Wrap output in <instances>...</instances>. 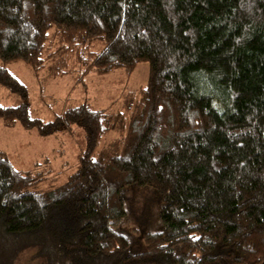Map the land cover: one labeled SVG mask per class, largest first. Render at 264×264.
<instances>
[{
  "label": "trees",
  "instance_id": "trees-1",
  "mask_svg": "<svg viewBox=\"0 0 264 264\" xmlns=\"http://www.w3.org/2000/svg\"><path fill=\"white\" fill-rule=\"evenodd\" d=\"M16 61L149 72L116 117L85 101L45 121ZM0 88L23 99L5 125L86 136L42 190L0 149V264L32 246L43 264H264V0H0Z\"/></svg>",
  "mask_w": 264,
  "mask_h": 264
},
{
  "label": "rangeland",
  "instance_id": "rangeland-1",
  "mask_svg": "<svg viewBox=\"0 0 264 264\" xmlns=\"http://www.w3.org/2000/svg\"><path fill=\"white\" fill-rule=\"evenodd\" d=\"M8 67L28 87L30 115L45 121H52L66 109L85 101L97 108H109L116 117L146 85L149 72L146 61L139 63L131 73L124 68L102 73L93 68L67 66L61 73L46 69L35 74L23 61L10 63ZM22 100L19 94L0 88L1 104L18 105ZM115 128L103 138V144L119 137L121 125L115 122ZM85 148V131L78 126L41 136L19 122L11 125L0 122V149L16 168L27 170L38 166L35 176L45 177L35 189H46L65 181L78 162V154ZM16 264H43V259L38 255V248L32 246L20 253Z\"/></svg>",
  "mask_w": 264,
  "mask_h": 264
}]
</instances>
